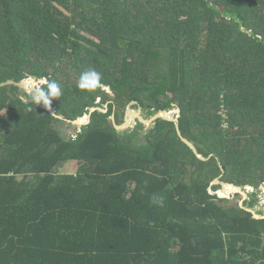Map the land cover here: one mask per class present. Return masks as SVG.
Returning a JSON list of instances; mask_svg holds the SVG:
<instances>
[{
  "label": "trees",
  "instance_id": "1",
  "mask_svg": "<svg viewBox=\"0 0 264 264\" xmlns=\"http://www.w3.org/2000/svg\"><path fill=\"white\" fill-rule=\"evenodd\" d=\"M89 69L116 98L71 136L30 93L0 89V264H264V220L212 185L264 182V0H0V85L55 80L51 105L73 121L106 97L78 89ZM133 101L177 108L212 158L166 121L142 145L141 124L118 132L110 117Z\"/></svg>",
  "mask_w": 264,
  "mask_h": 264
},
{
  "label": "water",
  "instance_id": "2",
  "mask_svg": "<svg viewBox=\"0 0 264 264\" xmlns=\"http://www.w3.org/2000/svg\"><path fill=\"white\" fill-rule=\"evenodd\" d=\"M38 83H40V78L38 76H32V77H30V79H25L23 81H16L15 79H11L10 81H8L6 83L1 84L0 89L6 88L9 86H16L19 88L20 92L25 91L27 93H32V92H35V90L37 88H41V86L40 87L38 86ZM37 105H39V104H37ZM132 105H138V104H137V102H132L130 106H132ZM39 106L42 109H45L47 112H49L53 117L65 120L67 123L73 125L78 130H80V128H82L84 126H88L90 124L92 115L96 111H98L100 113H104V114L108 112V104H106V102H104L103 105H101L100 102L99 103L96 102V104L94 106L87 108V113L84 116L72 121V120H67L62 116L57 115L56 109L51 104H49V105L40 104ZM159 120L175 124L178 138L185 145H187L189 147V149L194 153V155L199 160L208 161L210 158H212V155H209L208 157L201 155L198 152V149L196 148V146L191 141H189L188 139L183 137V135L179 129V117L177 114V110H169V111L160 110V111H157L152 116L148 117L144 114L143 109L140 105H138L137 112L132 111L129 107L127 110L126 116H125V121L121 125H118L116 123V119H115L114 114L111 116V121H112L115 129L120 133L125 132L127 129H131V128L134 129L138 124H141L142 126H144L146 128H150V127L152 128V127L156 126V123ZM221 177L215 179L212 182V185H221L222 186V189L218 192L219 198L231 199L232 197H235L236 194H240L243 196V199L240 202V206L242 208H244L243 203L248 198L247 193L245 192L246 188L245 187H239V186H236L234 184L222 182V181H220ZM262 201H263V199H262ZM245 209L248 212L253 214L254 219L264 220V212L262 214H257L255 210L247 209V208H245Z\"/></svg>",
  "mask_w": 264,
  "mask_h": 264
},
{
  "label": "rangeland",
  "instance_id": "3",
  "mask_svg": "<svg viewBox=\"0 0 264 264\" xmlns=\"http://www.w3.org/2000/svg\"><path fill=\"white\" fill-rule=\"evenodd\" d=\"M44 82V80H40V83H38V86L40 87L41 86V84ZM101 89L105 92V93H109L113 98L115 97V94L112 92V90H111V88L110 87H101ZM21 93V92H20ZM106 100V99H105ZM105 100L103 101V98H102V100H100V99H97V103H99L100 102V104L101 105H103L104 104V102H105ZM133 102H136V101H133ZM131 103L132 102H130V103H128L127 104V106H126V109H125V112H127V110H128V108L130 107V109L132 110V111H136L137 112V109H138V102H137V104L138 105H132V106H130L131 105ZM7 115V112H4L3 114H2V117L4 118L5 116ZM222 117H223V119L225 120V122H224V124H223V127H224V129H228V124H227V122H226V120H227V117H226V114L224 113V114H222ZM111 118V117H110ZM60 126H61V128H62V131L64 132V134H65V137L66 136H71V135H73L74 134V130L76 129L74 126H73V128H69L68 127V125H64V123H62V124H60ZM144 127V126H143ZM153 128V127H152ZM151 127L150 128H146V127H144V129H141V130H138V134L135 136V140L138 142V144L139 145H142L143 144V142H141V139L142 138H144L145 137V135L146 134H148L150 131H151V129H152ZM136 128H131V129H127L126 131L127 132H130V131H132V130H135ZM166 134H168V131H167V133H164V137H165V135ZM174 148H175V150L176 151H180V150H182L183 148H182V146L178 143V144H175L174 145ZM183 155V154H182ZM182 155L179 153V155L178 154H175V156L179 159V158H181L182 157ZM180 156V157H179ZM183 160H185V161H193V159H192V157L190 156V155H186L185 157H184V159ZM201 161V160H200ZM196 164H198L197 162H196ZM188 168V171H187V174H186V180H188L189 178H191L192 177V174H193V169L191 168V169H189L190 167H187ZM77 169H78V163L76 162V161H74V162H67V163H65L63 166H60L59 168H58V170H57V173L58 174H60V175H64V174H73V173H76V171H77ZM223 176V175H222ZM227 183V182H226ZM230 183V182H229ZM257 184V183H256ZM241 186H244V185H240V187ZM245 186H247L248 188H250L251 190H249L248 191V193L250 194V198L252 199V200H254V201H258V203L255 205V207H252L253 208V210H255L258 214H262L263 212H264V184L263 183H261L259 186H256V187H253L252 185H248V184H245ZM260 199H263V201L261 200L260 201ZM241 200H242V196H235L233 199H230V202H228V203H226L227 205H231V206H233V205H237L238 203L240 204V202H241ZM246 200H249V199H246ZM259 203H261V206L259 207V209H258V205H259ZM243 205H244V203H243ZM249 206V205H248Z\"/></svg>",
  "mask_w": 264,
  "mask_h": 264
},
{
  "label": "clouds",
  "instance_id": "4",
  "mask_svg": "<svg viewBox=\"0 0 264 264\" xmlns=\"http://www.w3.org/2000/svg\"><path fill=\"white\" fill-rule=\"evenodd\" d=\"M26 79H30V77H28ZM44 83L47 85L46 88H37L35 90V92L30 93L33 102L36 103V104H39V105L40 104L49 105V104H51V102L53 101L54 98H58V97H60L62 95V90H61L59 84L55 80H52V81L45 80ZM77 87H78V89H80L82 91L92 92V91H94L97 88L107 87V86L102 83V77H101V75H100L99 72H97L95 69H89V70L84 71V72H82L80 74L79 83H78ZM30 110L31 109L29 108V111ZM170 110H177V114H178V117H179V112H178V109L177 108H172ZM166 111H169V110H166ZM143 112H144V110H143ZM146 116H147V114H146ZM148 117H150V116H148ZM262 183L264 184V182H262ZM241 187H245L246 188L245 189V192L247 193V197H248L247 199H249V200H245L244 201L243 207L244 208H247V209H252L253 210L252 207H255V205L258 203V201H254V200H252L250 198V194L248 193V191L251 190L250 188H248L245 185L244 186H241ZM236 196H242V195L236 194ZM233 198L234 197H232L231 199H233ZM242 199H243V196H242ZM261 200L262 199H260V201ZM245 202H248L246 206H245ZM260 206H261V203H259V205L257 206L258 209H259Z\"/></svg>",
  "mask_w": 264,
  "mask_h": 264
},
{
  "label": "flooded vegetation",
  "instance_id": "5",
  "mask_svg": "<svg viewBox=\"0 0 264 264\" xmlns=\"http://www.w3.org/2000/svg\"><path fill=\"white\" fill-rule=\"evenodd\" d=\"M108 87V86H107ZM106 97L104 98V97H98V99H101L102 100V98H103V101L105 100V102H106V104H108V109H109V106L112 104V103H114V99L116 98V97H112L109 93L107 94L106 93V95H105ZM126 113L127 112H125V114H124V116H121V111H118V114L120 115V118H122V122H121V124L122 123H124V121H125V116H126ZM114 115H115V119H116V114L115 113H113ZM112 114V115H113ZM144 114L146 115L147 113L144 111ZM110 120H111V118H110ZM112 122V121H111ZM121 124H119V125H121ZM139 125V124H138ZM137 125V126H138ZM137 126L135 127V128H137ZM137 130V129H136ZM125 132H127V131H125ZM125 132H123V133H125Z\"/></svg>",
  "mask_w": 264,
  "mask_h": 264
}]
</instances>
